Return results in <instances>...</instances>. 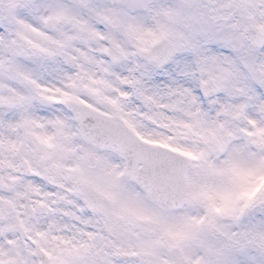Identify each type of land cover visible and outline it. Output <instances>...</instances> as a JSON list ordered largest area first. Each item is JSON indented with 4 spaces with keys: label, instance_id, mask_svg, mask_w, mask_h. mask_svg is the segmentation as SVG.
<instances>
[{
    "label": "snow or ice",
    "instance_id": "snow-or-ice-1",
    "mask_svg": "<svg viewBox=\"0 0 264 264\" xmlns=\"http://www.w3.org/2000/svg\"><path fill=\"white\" fill-rule=\"evenodd\" d=\"M0 264H264V0H0Z\"/></svg>",
    "mask_w": 264,
    "mask_h": 264
}]
</instances>
